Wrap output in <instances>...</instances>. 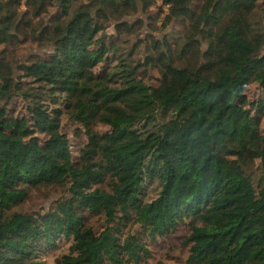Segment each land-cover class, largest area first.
Segmentation results:
<instances>
[{
    "label": "trees",
    "instance_id": "1",
    "mask_svg": "<svg viewBox=\"0 0 264 264\" xmlns=\"http://www.w3.org/2000/svg\"><path fill=\"white\" fill-rule=\"evenodd\" d=\"M118 2L0 0V47L21 32L25 41L52 46L17 70L0 49V264H38L62 239L71 244L58 264H139L150 251L141 237L122 235L126 220L153 240L187 220L188 264H264V159L257 188L239 165L264 142V97L250 102L246 95L252 83L264 93V30L252 21L264 0H207L201 13L191 0H165L167 20L197 21L175 46L177 57L169 45L142 64L156 66L153 85L137 79L139 64L123 57L96 73L110 50L98 35L120 18L112 8ZM52 7L36 39L25 28ZM185 53L197 59L181 64ZM15 96L29 118L7 115ZM64 114L87 132L76 159L59 132ZM35 132L52 136L40 142ZM107 177L110 191L93 187ZM151 181L159 191L146 201ZM63 184L68 196L53 211L11 212L27 189ZM83 211L103 214L111 225L95 233Z\"/></svg>",
    "mask_w": 264,
    "mask_h": 264
},
{
    "label": "rangeland",
    "instance_id": "2",
    "mask_svg": "<svg viewBox=\"0 0 264 264\" xmlns=\"http://www.w3.org/2000/svg\"><path fill=\"white\" fill-rule=\"evenodd\" d=\"M87 2L89 0H81ZM118 4L113 5L115 15H119V19H110L104 24V29L99 33L103 43L110 45V50L106 54V60L100 63V67L96 69L97 74H104L117 63L120 57L129 60L133 65L139 64L137 79L142 80L148 85L157 84L160 79V74L157 72L155 65H142L146 59L154 56L157 57L159 52H162L164 47L171 45L174 48L175 57L179 55L176 50L180 42H184L189 35L194 32L196 20L189 21L188 16H181L178 18L166 19L168 7L165 0H148L151 1L147 7L144 6L142 0H133L134 3L123 6L124 0H118ZM207 0H191L193 8L199 7L200 13L204 9ZM22 11L26 9L25 6L20 8ZM117 9V10H116ZM56 8H49L47 14H43L39 18H31V13L24 16V18H31L29 27L25 30L33 31L36 34V39L42 31V25H49L51 14L55 12ZM119 10L124 13L119 12ZM252 21L255 27L264 30V4L252 15ZM24 32L18 34V39L14 40L10 45H6L0 49L3 51L2 55L10 62L14 70L20 63L29 62L31 58L44 57L51 52L52 46L49 43L43 42L40 39H33L25 41ZM31 36L29 34L27 39ZM202 39V38H201ZM180 48V47H179ZM186 54V53H185ZM260 54H264V47H262ZM197 59L195 54H186L184 59L180 61L181 64H192ZM16 75L21 73L18 71ZM26 81L27 86L35 87V84L30 83L27 78H22ZM247 99L254 102L264 97V93L257 84L252 83L246 89ZM49 104V103H48ZM26 103L20 96H15L8 104L7 115L13 118L25 116L29 118L26 111ZM50 105V104H49ZM54 108L57 105H50ZM10 123H8L9 125ZM12 128V126H11ZM141 128V127H139ZM261 132L264 135V118L261 122ZM109 129L104 124H97L95 130L100 133H105ZM59 132L69 142L70 150L73 158L76 159L80 155V149L86 143V133L82 126L67 114L60 116V130ZM34 135L43 142L51 134L35 132ZM264 142L261 146L255 149V153L237 163L241 165L243 173L248 177L253 185L257 188L259 179L262 173V164L264 159ZM110 179L107 177L104 182L93 185L106 191H110ZM159 191V186L156 181L145 182L143 189L144 199H153ZM68 196L67 185H42L37 188L27 189V197L17 206L11 208L12 211L31 214L39 216L55 209L58 201ZM83 214L84 223L91 227L95 233H99L105 227L111 225L107 223L103 214H92L87 211L81 212ZM116 225V223H114ZM122 235L127 234L137 235L141 237L146 243L150 251V257L139 264H188L186 262L188 256L189 245L186 243V238L189 234V227L187 220L181 223L173 232L157 236L154 240L147 237L143 229L134 224L131 220H126L125 225L121 227ZM55 249H48L40 253L37 258L38 264H58L57 260L61 254L69 252L71 240H58L55 242Z\"/></svg>",
    "mask_w": 264,
    "mask_h": 264
}]
</instances>
